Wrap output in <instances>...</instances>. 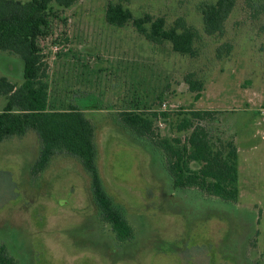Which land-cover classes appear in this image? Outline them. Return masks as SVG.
<instances>
[{"label": "rangeland", "instance_id": "374dc122", "mask_svg": "<svg viewBox=\"0 0 264 264\" xmlns=\"http://www.w3.org/2000/svg\"><path fill=\"white\" fill-rule=\"evenodd\" d=\"M216 1L53 5L42 52L49 61L64 55L63 77L90 91L96 108L88 117L95 125L100 179L126 210L134 236L115 242L94 204L92 176L79 158L57 154L43 172H33L41 142L30 130L0 143V250L4 247L16 264H264V14L255 15L264 0L250 6L238 0L225 35L210 37L201 7ZM109 2L123 3L136 17L164 16L169 25L185 18L202 35L199 57L152 43L131 25L108 23ZM224 43L233 50L219 59L217 49ZM55 45L63 51L55 53ZM23 68L19 56L0 51V75L20 77ZM189 72L204 82L199 100L185 82ZM112 94L120 96L115 103ZM51 97L54 101L53 91ZM117 110L167 113L170 118L156 124L161 135L182 139L186 134L175 130L176 114L216 112L212 132L233 139L239 150V202L173 190L160 151L138 144L117 122Z\"/></svg>", "mask_w": 264, "mask_h": 264}, {"label": "trees", "instance_id": "16d2710c", "mask_svg": "<svg viewBox=\"0 0 264 264\" xmlns=\"http://www.w3.org/2000/svg\"><path fill=\"white\" fill-rule=\"evenodd\" d=\"M77 1L0 0V51L19 56L24 66L21 86L0 75V96L6 99L0 111V143L34 131L41 142L40 157L33 168L35 173L43 172L57 154L79 158L92 176L96 209L115 242L122 244L132 240L134 229L126 217V210L113 201L100 179L93 121L77 107L56 109L49 106L50 65L48 56L42 52L41 42L50 34V21L55 16L53 5L70 8ZM246 2L250 6L252 0ZM237 3L238 0H217L202 5L205 34L223 37L226 22ZM255 12V15L264 14V2ZM105 17L115 26L131 25L146 40L158 45L168 44L182 56L197 58L200 55L198 45L202 35L183 17L169 25L164 16L144 14L136 17L121 2H109ZM232 50V44L224 43L218 47L217 57L230 55ZM185 82L199 100L204 82L197 79L195 72H189ZM115 114L117 122L138 144L160 151L172 178L173 190L224 203L239 202V150L233 139L212 132L211 123L216 119V112L191 110L176 114L175 130L178 134L185 133L184 139L161 135L156 124L170 118L167 113L127 110ZM0 264H16L4 247L0 250Z\"/></svg>", "mask_w": 264, "mask_h": 264}, {"label": "crops", "instance_id": "0c3cea01", "mask_svg": "<svg viewBox=\"0 0 264 264\" xmlns=\"http://www.w3.org/2000/svg\"><path fill=\"white\" fill-rule=\"evenodd\" d=\"M63 56L64 55H62V57ZM62 57H60V59L50 57V61H49L50 69L48 73L49 77L47 79L48 86H50L49 106L53 104V107L56 109H68L74 106V107L79 108L83 113L87 115H89L90 113H93L92 110H94L96 107L91 102H89L91 93L89 90L84 89L86 88V86L76 84L74 82L69 81L67 78L65 79V77H63V75L66 73V70L61 65L63 62ZM53 64H54V67H53ZM4 74H1V76L6 77L13 84H16L17 86H21L22 81H23V76L17 77L11 72L4 73ZM125 87H126V82H125L124 88ZM52 91L54 92V101L52 100V97H51ZM126 91L127 89L124 90V93L127 94ZM109 97H110V100L112 99L114 100V103H115V100L120 99L119 95L118 97H116V96H113L112 94ZM126 98L127 97H124L125 100ZM4 99H5L4 97L0 96V104L2 107L5 106V104L3 103ZM120 111L117 110L115 112L117 113Z\"/></svg>", "mask_w": 264, "mask_h": 264}, {"label": "built area", "instance_id": "2783aa9c", "mask_svg": "<svg viewBox=\"0 0 264 264\" xmlns=\"http://www.w3.org/2000/svg\"><path fill=\"white\" fill-rule=\"evenodd\" d=\"M53 50H54L55 53L63 51V49L61 47H59L58 45H55ZM166 106H167V104H164V107H166Z\"/></svg>", "mask_w": 264, "mask_h": 264}]
</instances>
